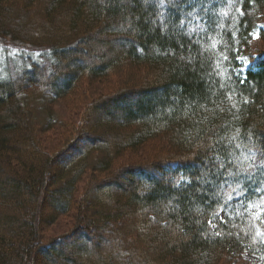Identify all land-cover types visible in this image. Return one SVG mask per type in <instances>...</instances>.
<instances>
[{"label":"trees","instance_id":"1","mask_svg":"<svg viewBox=\"0 0 264 264\" xmlns=\"http://www.w3.org/2000/svg\"><path fill=\"white\" fill-rule=\"evenodd\" d=\"M41 6L27 28V14ZM262 12L264 0H0V40L52 59L0 80V207L8 211L0 212V264H35L39 254L43 264H215L244 251L264 259V191H255L264 190V173L246 175L251 154L264 152V58L241 71ZM125 66L139 76L130 70L128 85L105 91L109 73ZM83 78L97 88L87 93L99 94L77 131L68 128L74 145L47 154L32 127L35 103L78 93ZM98 112L94 126L127 130L120 142L87 135ZM9 134L20 142L10 144ZM80 140L87 146L78 150ZM150 141L161 145L152 147L156 161L112 169ZM86 172L93 178L74 226L43 242L47 226L75 207ZM91 212L101 217L93 225ZM124 217L132 221L123 237L93 239L91 229Z\"/></svg>","mask_w":264,"mask_h":264},{"label":"rangeland","instance_id":"2","mask_svg":"<svg viewBox=\"0 0 264 264\" xmlns=\"http://www.w3.org/2000/svg\"><path fill=\"white\" fill-rule=\"evenodd\" d=\"M149 2V0H148ZM192 2H196V0H192ZM196 9L200 8V6H196ZM41 10V7H34V9H31L29 14H27V19L24 21V25L27 28H30L34 26V21L39 15H36L37 10ZM18 13V12H17ZM17 13H14L12 16L9 17L12 21H17ZM260 19L258 21V27L255 31H253L250 34V38L248 40L247 44V54H248V60L247 58H243L244 64L241 68V71L244 72L246 69H248L250 66H252L253 61L257 60V58H264V36L261 35V31L264 32V12L260 15ZM45 20V19H44ZM183 23V22H181ZM55 24V23H54ZM36 27V26H35ZM102 51L98 50L97 52H94L93 60L96 58V55H101ZM43 49L23 45L21 43L13 42V41H5L0 40V80L6 79V78H12L16 76L17 74L22 73L23 71L30 68V66L33 63L41 64L47 67H50V64L52 63L51 56ZM41 56V57H40ZM90 58V57H89ZM96 60V59H95ZM241 60V59H240ZM91 60L87 59L78 61V64H85L89 63ZM130 70L132 73H134L135 76H139V72L135 69L133 66L129 69V67H124L123 70H114L113 72L109 73L110 77L108 80L107 88L105 91L115 88L116 82L121 85L122 81L124 80L125 85L126 82H129L127 79ZM85 83H82L77 89L78 93L74 94L75 97L79 102L72 101V98L74 95H71L70 97L64 98L62 100H48V98L38 101L35 103V111L33 114V130L34 134H36L37 138H39V142L41 143V147L43 150L50 155H54L57 152H60L62 150H65L67 147L73 146L74 142L70 145L68 144L72 138L75 136L70 133L68 128L71 129V126L73 128L78 129L79 125L83 123V118L85 114V110L88 107V104L91 102L93 98H95L99 93H87V90H96L95 84H92L90 86L88 84L87 79L83 78ZM148 80V79H147ZM114 81V82H113ZM110 82V83H109ZM121 82V83H120ZM150 82V80H148ZM123 84V83H122ZM141 84H138L134 86L135 88H139ZM143 86V85H141ZM132 87V86H131ZM104 91V92H105ZM92 92V91H91ZM90 94V95H89ZM91 99V100H90ZM117 114V113H116ZM50 117H52L53 121L50 122V125L48 124V120H50ZM102 112L95 113L91 116L90 120L87 123V128L89 131H87V135H89L90 138H93L95 140L96 138L104 140L108 144H115L117 142H120V137H123L127 134V130L120 132L119 130H113L114 128H109L107 125H99L98 127L94 126V123H101L102 122ZM49 118V119H48ZM99 121V122H98ZM133 130V129H132ZM80 134V133H79ZM9 143L13 144L15 142H20V138H15L14 134H9ZM81 137V136H80ZM162 143V142H161ZM89 145V144H88ZM87 144L83 143V140L78 142V150L83 149L86 147ZM159 147V143L157 142H151L144 144L141 148L142 152L139 155L131 156L127 153H124V157L119 156V160H115L116 164L112 166V169L120 168L123 169L126 165L133 166L134 164H149L151 161H156L155 154H153L152 147ZM103 147H105L103 145ZM75 152L72 151L71 153H67V155L63 156L61 161L59 160L57 164L53 165L51 168L52 175H54L57 170L60 168L61 165H64L65 162H67L69 159L74 157ZM170 155H173V153L164 155V157H168ZM119 163V165L117 164ZM139 163V164H138ZM117 165V167L115 166ZM5 169V168H4ZM7 170V169H5ZM7 172V171H6ZM93 177H91V172H86L78 181L76 188L73 192V203L75 204V207L71 208V210L64 214L59 215L57 217V221L54 225L47 226L45 233H43V242H49L54 237H57L68 230L72 226H74L73 220L77 216V206L80 204V200L82 199V196L85 194L86 188L90 185L89 182L92 180ZM175 181V180H174ZM117 183L124 184L122 179H117ZM100 196V194H98ZM97 195V197H98ZM113 201V200H112ZM45 202V208L46 211L49 210V204H50V198L47 196L44 200ZM260 206V205H259ZM0 212L6 213L4 207H0ZM11 212V210H10ZM18 214V212H16ZM15 214V215H16ZM91 216L87 219L90 220V222L93 224H96L100 221V216H95L93 213H90ZM257 215H260V211L256 212ZM130 221H132L131 218L127 219V217H124L122 220L118 222H111L107 228L104 230H99L98 228L91 229L90 234L94 237L93 239H96L97 235L101 236H110L111 238H121L123 237V233H126L125 226H128L130 224ZM134 234V232L132 233ZM173 235H171L172 237ZM131 236H129L130 238ZM78 240V238H75V240ZM64 249L63 252L67 255L72 254L70 250L65 249L64 246H62ZM138 253V252H136ZM155 258V257H154ZM43 257L41 254L35 258V264H43ZM215 264H264V259L260 257L257 254L250 253L249 251H244L241 254H239L237 257H224L223 260H220V262H216Z\"/></svg>","mask_w":264,"mask_h":264},{"label":"snow or ice","instance_id":"3","mask_svg":"<svg viewBox=\"0 0 264 264\" xmlns=\"http://www.w3.org/2000/svg\"><path fill=\"white\" fill-rule=\"evenodd\" d=\"M224 59H227V57H224ZM235 75H236L237 80L241 84H244L246 82V79H247L246 76H242L241 73H239V72L235 73ZM247 102L248 101H245V103H247ZM262 143H264V142H262ZM251 155L253 156V159L248 162L250 171H248L246 173V175L247 176H251V175H253L257 171H259L261 173H264V152H261L260 153L259 158H256V153L255 152H253ZM210 159L212 161H216V157H211ZM227 163L230 164L231 161H228ZM224 167H225V163L224 162H221L219 164L218 171L224 169ZM255 191L257 192V194H261V192L264 191V190L256 189ZM257 235H262V233H260L258 231L257 232Z\"/></svg>","mask_w":264,"mask_h":264}]
</instances>
